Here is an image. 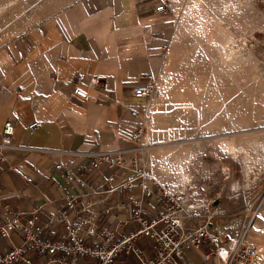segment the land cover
Returning a JSON list of instances; mask_svg holds the SVG:
<instances>
[{
  "label": "crops",
  "instance_id": "0c3cea01",
  "mask_svg": "<svg viewBox=\"0 0 264 264\" xmlns=\"http://www.w3.org/2000/svg\"><path fill=\"white\" fill-rule=\"evenodd\" d=\"M162 4L165 0H73L0 43V197L5 205L13 211L39 209V225L46 213L61 207L62 196L78 194V208L92 189L108 188L112 174L113 184L130 174L105 163L83 171L80 153L127 151L143 144V134L141 142L134 136L145 119L130 111L141 112L148 101L131 91L143 73L156 72L174 38L169 14L155 11ZM80 74L88 100L71 95ZM93 76L104 79L88 86ZM8 119L13 136L1 146ZM35 121L41 126L29 131ZM58 163L83 174L85 184H67L55 169ZM133 191L140 193L137 187ZM151 206L153 199L144 203L150 212ZM73 218L75 211H68V219ZM137 245L150 252L146 240ZM185 250L202 264L195 252ZM113 264L139 263L121 253Z\"/></svg>",
  "mask_w": 264,
  "mask_h": 264
},
{
  "label": "rangeland",
  "instance_id": "374dc122",
  "mask_svg": "<svg viewBox=\"0 0 264 264\" xmlns=\"http://www.w3.org/2000/svg\"><path fill=\"white\" fill-rule=\"evenodd\" d=\"M72 1L0 0V43ZM229 1L206 0L193 13L192 0H165L176 32L154 72L141 153L182 202L189 226L208 222L227 244L247 223L246 240L264 264V0H242L238 15H226ZM226 47L237 52L236 65L221 60ZM234 147L248 150L255 167ZM184 255L199 264L188 250Z\"/></svg>",
  "mask_w": 264,
  "mask_h": 264
},
{
  "label": "built area",
  "instance_id": "2783aa9c",
  "mask_svg": "<svg viewBox=\"0 0 264 264\" xmlns=\"http://www.w3.org/2000/svg\"><path fill=\"white\" fill-rule=\"evenodd\" d=\"M155 11L166 14V5L158 6ZM84 77L83 74L77 77L71 95L88 100L87 90L81 87ZM101 79L104 76H93L88 86L98 85ZM156 86L155 74L148 71L139 77L131 94L149 99ZM130 112L145 119L147 108ZM143 125L138 126L134 136L137 142H141ZM40 126L41 122L35 121L27 129L33 131ZM13 131V121L8 119L2 129L1 146L10 142ZM143 145L127 151L81 152L83 171L97 169L105 163L130 174L115 184L112 174L108 178L109 187L92 189L78 208L75 207L78 194L62 196L61 207L46 213L42 224H36L39 209L13 211L0 197V264H77L81 259L113 264L121 253L139 264H193L184 255L185 249L195 252L202 264H262L260 250L246 240L247 223L227 244L218 242L207 229L208 222L189 226L191 216L180 212L182 202L163 188L147 168L141 153ZM55 169L67 184H85L83 174L63 170L60 163ZM135 187L139 194L134 193ZM149 199L154 201L151 212L144 208ZM71 210L75 211V218L68 219ZM142 239L151 246L149 253L137 245ZM204 246L207 250L199 256L197 251Z\"/></svg>",
  "mask_w": 264,
  "mask_h": 264
},
{
  "label": "bare ground",
  "instance_id": "6f19581e",
  "mask_svg": "<svg viewBox=\"0 0 264 264\" xmlns=\"http://www.w3.org/2000/svg\"><path fill=\"white\" fill-rule=\"evenodd\" d=\"M174 3H177V2H179V0H172ZM193 2H192V4H193V6H192V12L193 13H196L197 11H198V9L202 6V4H204V3H206V0H192ZM230 3L229 4H227V5H223L224 7L221 9V12H223V13H225L226 15L227 14H234V15H238L239 13H240V11H242L241 10V8H244V5H245V2H243L242 0H230L229 1ZM247 5V4H246ZM6 6H8V5H5V7ZM205 6H206V4H205ZM247 8H248V6H246ZM205 11V10H204ZM198 13V12H197ZM224 14V15H225ZM188 15V14H187ZM190 16V15H189ZM203 25H204V23H203ZM205 26V25H204ZM204 29H206V28H204ZM207 31H209V30H207ZM206 31V32H207ZM207 34H208V32H207ZM210 35H212L211 34V31H210V33H209V35L208 36H210ZM207 37V36H206ZM208 38V37H207ZM206 38V39H207ZM209 40V39H208ZM207 44H209L208 42H206ZM217 44H218V42H217ZM226 51H225V54L223 55V57H222V59L221 60H223V62L225 63V64H229V65H236L237 63H238V54H237V52L235 53L234 51H232L230 48H227L226 47ZM241 54V53H240ZM239 56H241V55H239ZM216 137H219V136H216ZM232 151H233V153L237 156H239L240 158H242L244 161H246L248 164H249V167L250 168H253V167H255L254 166V164H255V161H254V158H253V156L248 152V150H246V149H242V150H238L236 147H234L233 149H232ZM252 170V169H251ZM253 170H255V169H253ZM252 170V171H253ZM183 177V176H182ZM252 228H253V226H252ZM251 228V229H252ZM253 232H256V233H258L259 232V227L258 226H255L253 229ZM249 225H248V227H247V233H246V237L249 239L251 236L249 235Z\"/></svg>",
  "mask_w": 264,
  "mask_h": 264
},
{
  "label": "water",
  "instance_id": "95a60500",
  "mask_svg": "<svg viewBox=\"0 0 264 264\" xmlns=\"http://www.w3.org/2000/svg\"><path fill=\"white\" fill-rule=\"evenodd\" d=\"M253 130H262V128H255V129H253ZM247 131V130H246ZM245 131V132H246ZM243 132V131H242ZM236 134V133H235Z\"/></svg>",
  "mask_w": 264,
  "mask_h": 264
}]
</instances>
